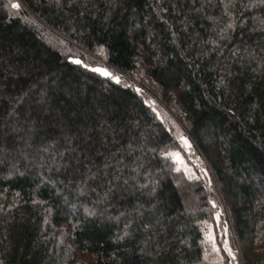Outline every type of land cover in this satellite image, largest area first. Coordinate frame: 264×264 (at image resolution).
<instances>
[{
	"label": "trees",
	"instance_id": "obj_1",
	"mask_svg": "<svg viewBox=\"0 0 264 264\" xmlns=\"http://www.w3.org/2000/svg\"><path fill=\"white\" fill-rule=\"evenodd\" d=\"M233 262L264 264V0H0V264Z\"/></svg>",
	"mask_w": 264,
	"mask_h": 264
},
{
	"label": "snow or ice",
	"instance_id": "obj_2",
	"mask_svg": "<svg viewBox=\"0 0 264 264\" xmlns=\"http://www.w3.org/2000/svg\"><path fill=\"white\" fill-rule=\"evenodd\" d=\"M11 6L13 8H18L19 7V5L16 4V3H12ZM76 62L77 63H80V61H78V60ZM93 70L96 71V72H98V73H100L101 75H104V76L111 75L106 69H103V68H95ZM112 79L118 80V77L112 76ZM180 139L184 142L185 146H189L190 147V145L188 144V141H187L186 138H184L183 136H181ZM165 155H170V156L173 157V159L175 161H177L178 163L180 162L179 153H165ZM176 170L179 171V168H177ZM189 179H191V177H189ZM209 203H211L214 208L216 207V205H215L214 202L209 201ZM226 229H227V225L225 224L224 225L225 236L227 235ZM206 237H207V240H209V241L212 242L213 250L214 251H218V249L216 248V242H215L214 237L212 236V234L209 232V233L206 234ZM223 244H224V250L227 252L228 256L231 257L232 260H235L236 259L235 254L233 253L231 247L228 246V240L226 238L224 239Z\"/></svg>",
	"mask_w": 264,
	"mask_h": 264
},
{
	"label": "rangeland",
	"instance_id": "obj_3",
	"mask_svg": "<svg viewBox=\"0 0 264 264\" xmlns=\"http://www.w3.org/2000/svg\"><path fill=\"white\" fill-rule=\"evenodd\" d=\"M74 61H80V59L79 58H74L73 59ZM91 69H95V68H103V69H106L111 75H109V76H115V77H118L116 74H112L111 72H110V70L105 66V64H104V62H103V60H101V61H99V62H96V63H94V64H92L91 66H89ZM182 141V140H181ZM183 142V141H182ZM184 143V142H183ZM224 236H225V234H224ZM226 237V236H225ZM232 251H233V253L235 254L236 252V250L234 251V249L232 248ZM231 258V257H230ZM232 259V258H231ZM233 264H235L234 262H233Z\"/></svg>",
	"mask_w": 264,
	"mask_h": 264
}]
</instances>
